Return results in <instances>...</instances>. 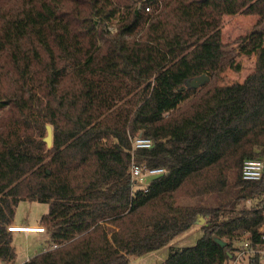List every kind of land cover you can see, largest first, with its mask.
Listing matches in <instances>:
<instances>
[{"label":"trees","instance_id":"16d2710c","mask_svg":"<svg viewBox=\"0 0 264 264\" xmlns=\"http://www.w3.org/2000/svg\"><path fill=\"white\" fill-rule=\"evenodd\" d=\"M236 14L258 16L240 51L255 69L218 85L241 69L222 40ZM263 25L264 0H0V260L16 258L8 227L23 200L49 204L51 245L25 264H129L201 216L197 242L170 246L162 264H229L237 242H257L264 176L241 169L264 161ZM138 134L155 144L135 161L165 169L147 191L130 186ZM210 193L216 205L198 200Z\"/></svg>","mask_w":264,"mask_h":264},{"label":"rangeland","instance_id":"374dc122","mask_svg":"<svg viewBox=\"0 0 264 264\" xmlns=\"http://www.w3.org/2000/svg\"><path fill=\"white\" fill-rule=\"evenodd\" d=\"M258 20V16L256 15H224L222 18V40L226 44L227 51V59L234 58L237 63L241 64L240 70H234L231 68H227L221 73V77L218 79V85H232L234 83L243 82L246 77L255 69L256 64V56H246L241 54V47L244 46L248 41L244 40L247 38L255 23ZM117 21H113L110 25L111 30L116 29ZM264 27V25H263ZM199 88V87H198ZM47 135L46 128L42 131V138ZM154 177L153 176H145V183H149ZM211 194V195H210ZM209 195L200 196L198 200L201 202H205L210 206L216 205V199L210 193ZM180 203H193L194 198H179ZM251 201H246L245 206H251ZM244 206V203H240L237 208H241ZM49 211V204L37 201H29L23 200L19 203L16 208L14 219L16 223L26 225V224H38L41 221V218L44 214ZM233 211H228V213L224 216L227 217ZM208 220L209 217L205 218L204 223ZM201 222H197L196 228H192L188 232H185L178 237H176L171 243L162 249L152 252L148 255L138 257H131V262L129 264H162L166 260L169 255L170 246L172 247H185L194 245L198 238L201 235L200 224ZM13 225V224H12ZM15 226V225H14ZM21 226V225H20ZM45 227V226H42ZM9 230V229H8ZM21 230L25 231H38L37 226H31L29 228H22ZM45 236L43 234L31 233L28 235L24 233H13L14 237V245L16 246V258L13 262H3L0 260V264H23L26 261V258L29 255H32L36 252H41L43 245L46 242L45 238L48 235V230H45ZM236 244L240 245L241 243L237 242ZM51 246L48 244L47 247ZM39 250V251H38ZM231 263V262H230ZM229 263V264H230ZM245 264V263H243Z\"/></svg>","mask_w":264,"mask_h":264},{"label":"built area","instance_id":"2783aa9c","mask_svg":"<svg viewBox=\"0 0 264 264\" xmlns=\"http://www.w3.org/2000/svg\"><path fill=\"white\" fill-rule=\"evenodd\" d=\"M146 10H150L149 7ZM155 144L153 138L143 136L138 134L131 138V154L132 162L130 166V176L131 182L130 186L133 190L137 188H144L145 191L148 190V183H145V176H159L165 172L162 167L144 168L142 165L138 164L134 159V152L139 149H151ZM242 178L246 181H258L264 176V161L259 159H247L243 162L241 169ZM264 216V210H263ZM28 226V225H21ZM14 225H10L8 229L13 232H45V227L39 226L38 229L41 231H22L13 230ZM256 261L264 263V223L259 230V240L257 242L251 241V239L244 240L237 249L235 258L230 264H254ZM25 264V263H23Z\"/></svg>","mask_w":264,"mask_h":264},{"label":"water","instance_id":"95a60500","mask_svg":"<svg viewBox=\"0 0 264 264\" xmlns=\"http://www.w3.org/2000/svg\"><path fill=\"white\" fill-rule=\"evenodd\" d=\"M210 77L207 74H202L200 76H197L195 78H193L192 80H187V85L194 87V88H198L204 84H206L207 82H209ZM46 130H47V135L44 137V141L47 144L48 148H51L53 145V138H54V131H53V126L51 124H47L46 125ZM205 218L203 216L200 217V224H204ZM216 241L221 244L222 246H225L227 244L226 241H224L221 238H216Z\"/></svg>","mask_w":264,"mask_h":264},{"label":"crops","instance_id":"0c3cea01","mask_svg":"<svg viewBox=\"0 0 264 264\" xmlns=\"http://www.w3.org/2000/svg\"><path fill=\"white\" fill-rule=\"evenodd\" d=\"M41 222V221H40ZM13 225H22V224H18V223H16V221H15V219H14V221H13V223H12ZM26 225H28V226H43V225H41V223H38V224H26ZM193 228H196V227H193ZM38 230V229H37ZM13 233H23V232H13ZM31 233H37V234H43V236H45L44 234L46 233V232H31ZM31 233H24V234H26V235H28L29 236V234H31ZM50 235H49V232H48V235H46V238H45V240H46V242H48L49 243V237ZM48 243H45V245H43V247L41 248V249H39V250H45V249H47V246H48ZM38 250V251H39ZM37 253H39V252H36V253H34V254H32V255H29L27 258H26V261L25 262H27L31 257H33L34 255H36Z\"/></svg>","mask_w":264,"mask_h":264},{"label":"bare ground","instance_id":"6f19581e","mask_svg":"<svg viewBox=\"0 0 264 264\" xmlns=\"http://www.w3.org/2000/svg\"><path fill=\"white\" fill-rule=\"evenodd\" d=\"M15 227H19V228H13V230H21L22 228H29L31 226H20V225H15ZM39 226H37V229H38ZM22 231H25V230H22ZM38 231H41V230H38ZM26 232V231H25Z\"/></svg>","mask_w":264,"mask_h":264}]
</instances>
